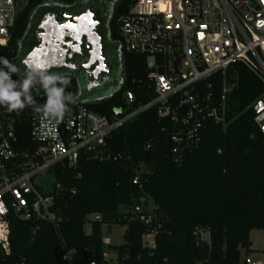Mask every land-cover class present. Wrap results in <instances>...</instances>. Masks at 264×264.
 Returning <instances> with one entry per match:
<instances>
[{"label":"trees","instance_id":"1","mask_svg":"<svg viewBox=\"0 0 264 264\" xmlns=\"http://www.w3.org/2000/svg\"><path fill=\"white\" fill-rule=\"evenodd\" d=\"M45 1L74 2L25 0L7 45L0 46V58L13 62L31 12ZM134 1L117 0L109 22L111 38H119L117 20ZM121 59L120 83L112 94L95 102L78 101L105 116L113 107L126 105V93L133 107L149 101L153 90L146 79L145 56L123 51ZM233 67L236 81L225 97L224 121H206L195 144L173 153V128L151 108L114 130L96 151H82L76 165L53 166L44 194L53 197L58 226L12 217L9 252L0 250V264H62L66 250L73 252L74 264H105L103 225L125 227L123 242L109 246L117 264H238L240 250H250V231L264 232V134L253 121L252 108L264 87L243 65ZM67 75L71 82L66 91L76 97L78 82ZM11 78L19 77L13 73ZM210 81L221 99V75ZM32 95L37 103L44 102L39 87ZM9 129L17 152L35 147L23 115ZM147 199L154 205L151 210ZM136 205L140 212H133ZM93 214L99 220L88 218ZM205 231L207 241L201 236ZM147 233H153L154 248L143 245Z\"/></svg>","mask_w":264,"mask_h":264},{"label":"built area","instance_id":"2","mask_svg":"<svg viewBox=\"0 0 264 264\" xmlns=\"http://www.w3.org/2000/svg\"><path fill=\"white\" fill-rule=\"evenodd\" d=\"M24 4L0 0V46L7 45ZM117 21L122 50L145 56L146 79L153 90L149 101L133 107L126 93V105L113 107L105 116L77 100L58 123L27 107L19 112L0 107V250L5 253L12 217L58 226L53 197L44 194L49 189L35 182L57 163L76 165L82 151H96L114 130L151 108L173 128L170 140L173 153H178L198 141L206 121H224L225 97L236 81L234 64L246 67L264 87V0H135ZM217 74L222 77L221 99L210 81ZM252 108L253 121L264 134V91ZM22 115L29 121L35 147L17 152L9 126ZM133 212L140 207L134 206ZM88 218L99 220L96 214ZM142 241L154 248L153 233L143 235ZM72 253L64 251L62 264H74ZM102 255L106 261V253Z\"/></svg>","mask_w":264,"mask_h":264},{"label":"rangeland","instance_id":"3","mask_svg":"<svg viewBox=\"0 0 264 264\" xmlns=\"http://www.w3.org/2000/svg\"><path fill=\"white\" fill-rule=\"evenodd\" d=\"M116 3L117 0H74V2L71 4L45 1L40 6L35 8L31 12L27 30L18 41L16 55L12 62L17 67L19 76L25 73L21 67V61L35 42L34 31L36 30V27L43 15H45L46 13H53L57 15L62 13L77 14L89 10L90 12L94 13L97 18L100 19L101 27L106 32L108 17L113 13V9L116 6ZM107 42H110L111 44L110 46L113 50L109 52L111 53V55L115 56L116 61H110L112 62L111 71L100 88H85L78 73L73 72L72 70H65L61 68L50 69V71L69 74L77 80L78 88L76 98L79 101L95 102L109 96L118 88L121 79V69L119 67V62L121 60V51L123 50L119 38H112L109 40L106 36L105 44ZM35 182L39 187H42L43 190H48L51 186L52 180L51 176L47 175L45 178H36ZM146 207L148 210L153 209L154 205L150 199H147ZM124 228L125 227H121L118 225H112L110 227H107L105 225L102 226V239L104 245L106 246L105 253L107 255L106 264H116L115 251L109 248V246H117L123 242L122 234ZM201 236L205 241L208 240V233L206 231L203 232ZM249 240L251 242L250 250L247 251L244 248L240 250V260L238 264H243L245 261L254 264L264 263V232L260 229H252L249 233Z\"/></svg>","mask_w":264,"mask_h":264},{"label":"flooded vegetation","instance_id":"4","mask_svg":"<svg viewBox=\"0 0 264 264\" xmlns=\"http://www.w3.org/2000/svg\"><path fill=\"white\" fill-rule=\"evenodd\" d=\"M89 15H91V20H88L87 25L86 23L83 24V21H81L82 17H88ZM110 20L111 15L108 17L107 30L105 32L104 29L101 27L100 19L97 18L95 14L90 12L89 10L77 14H53V23H56L57 25H62L60 28L61 33L64 32V34L66 33L67 36L63 37L60 40L58 38L51 39L50 37H46V39L49 40V44H51L52 47L58 46L65 50L71 49L68 53L69 55L67 54L68 57H66L67 62L72 61L80 67L90 63L85 69L79 68L75 70L61 67V69L72 70L73 72H77L80 78L82 79L83 85L87 89L88 85L90 84L92 85L91 89L100 88L111 71L112 62L110 61H116L115 56L111 55V53L109 52L113 50L110 46V42H107L105 44L106 36L109 40L112 39L109 32ZM93 21H97L98 23L95 27H92ZM74 39L76 40L75 45H73ZM39 44L40 42L37 40L35 35V42L31 46L30 50L38 46ZM108 46H110L111 48ZM122 52L123 51H121V56ZM119 65L122 73V59L120 60ZM91 77L94 78L92 83Z\"/></svg>","mask_w":264,"mask_h":264},{"label":"clouds","instance_id":"5","mask_svg":"<svg viewBox=\"0 0 264 264\" xmlns=\"http://www.w3.org/2000/svg\"><path fill=\"white\" fill-rule=\"evenodd\" d=\"M0 107L8 112L23 111L26 107L33 113L59 122L70 105L77 102V98L66 89L70 85L67 74L50 71L47 64L31 66L21 78L17 67L4 58H0ZM13 73L18 79H12ZM39 87L44 92V102L39 104L32 95V90Z\"/></svg>","mask_w":264,"mask_h":264},{"label":"water","instance_id":"6","mask_svg":"<svg viewBox=\"0 0 264 264\" xmlns=\"http://www.w3.org/2000/svg\"><path fill=\"white\" fill-rule=\"evenodd\" d=\"M53 14L52 13H46L42 16L39 24L36 27L35 35L37 40L40 42V44L34 48H32L22 59L21 61V67L26 72L29 67L39 65V64H47L50 66V69L52 67L55 68H69V69H85L88 67V65H84L80 67L79 65L73 63L72 61L67 62L66 57H68V53L70 50L68 49H62L58 46L52 47L51 44H49V40L46 39V37H50L51 39L58 38L59 40L63 37H66L67 34L64 32L61 33V26L57 25L56 23H53L52 21ZM72 18V17H71ZM88 20H91V15L88 17H82L81 21H83V24L86 23ZM97 21L92 22V27H95L97 25ZM82 29V27H81ZM76 40L74 39L73 45H75ZM47 43V44H46ZM97 48V47H96ZM68 54V55H67ZM49 69V70H50ZM94 78L91 77V83L93 82ZM92 85H88V89H91Z\"/></svg>","mask_w":264,"mask_h":264},{"label":"crops","instance_id":"7","mask_svg":"<svg viewBox=\"0 0 264 264\" xmlns=\"http://www.w3.org/2000/svg\"><path fill=\"white\" fill-rule=\"evenodd\" d=\"M256 264H259V263H256ZM261 264V263H260Z\"/></svg>","mask_w":264,"mask_h":264}]
</instances>
